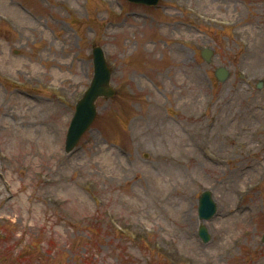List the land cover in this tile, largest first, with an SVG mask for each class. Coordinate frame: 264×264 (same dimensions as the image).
Here are the masks:
<instances>
[{
  "label": "rangeland",
  "instance_id": "obj_1",
  "mask_svg": "<svg viewBox=\"0 0 264 264\" xmlns=\"http://www.w3.org/2000/svg\"><path fill=\"white\" fill-rule=\"evenodd\" d=\"M95 46L116 93L97 99L65 153ZM0 105L37 110L43 133L15 135L45 151L23 161L16 142L0 141V178L15 192L4 201L0 183V264H264V0H0ZM46 140L67 162L47 155ZM203 191L216 205L207 243Z\"/></svg>",
  "mask_w": 264,
  "mask_h": 264
},
{
  "label": "water",
  "instance_id": "obj_2",
  "mask_svg": "<svg viewBox=\"0 0 264 264\" xmlns=\"http://www.w3.org/2000/svg\"><path fill=\"white\" fill-rule=\"evenodd\" d=\"M134 3L156 4L157 0H129ZM93 79L89 88L84 93L82 99L78 101L75 107V112L72 117L65 141V152L71 151L81 136L90 127L95 118V101L99 97L111 98L114 95V90L110 87V72L107 69L103 52L100 48H94L93 51ZM212 53L208 50L202 52V57L206 63L211 62ZM215 75L220 82H224L229 74L224 68H218ZM261 88V84L258 86ZM216 212V205L212 200L210 192H203L198 201V218L205 221L213 217ZM198 235L202 242H208L210 237L204 225L200 224ZM264 242V235L262 238Z\"/></svg>",
  "mask_w": 264,
  "mask_h": 264
},
{
  "label": "bare ground",
  "instance_id": "obj_3",
  "mask_svg": "<svg viewBox=\"0 0 264 264\" xmlns=\"http://www.w3.org/2000/svg\"><path fill=\"white\" fill-rule=\"evenodd\" d=\"M178 40L180 41L181 39H178ZM27 97H29V96H27ZM153 107H155V109H154L155 116L159 117V113H158L156 106H153ZM35 114H38L37 110L36 109L33 110L32 107L31 108H25V106H24V107H20L19 109L15 110L14 108L3 107L0 105V115H3V116H0V118L4 119L5 117H8L11 119L10 121H4L6 123V126L0 124V141H1V143L4 144L5 148H7V145H13L16 142L17 143L16 146L19 149L20 154L23 156V161L28 160V157L23 155L24 152H25V154L34 153V155H37V156L38 155L43 156L45 154V151L40 150L39 147L34 148L33 151H26L25 147L23 146L22 139H21V141H19L17 136L15 135L16 129L22 128V126H26V125H27L26 126L27 130L34 131L35 133H40V132L43 133V130L40 129V123L36 119H33ZM30 117H33V118H30ZM223 123L222 124L225 125L226 122H223ZM2 127L4 128L5 132L2 130ZM169 128L173 129V126L169 125ZM206 130L207 131H205V133H204L205 136L211 132V129H209V127H207ZM46 133L47 132L45 131V134ZM210 135L213 136L214 134L211 133ZM243 140L244 139H237V143H242V142H244ZM52 141L53 140H51V142L48 143V140H46L45 142L42 143V145H48L46 148V150H47L46 153H49V154H47V155L50 156L51 158H55L57 165L62 164L64 162H67V161H65L64 157H62L60 154H58L55 146L51 144ZM0 147H3L2 144L0 145ZM95 148H96L95 153L101 152V149L97 146V144H95ZM197 150L200 151L199 154H201L202 158L205 159L207 162H209L211 165L220 166L223 163L221 157L219 155H217V151L215 152L213 149L211 151L210 147L205 148L203 145H200L197 147ZM213 154H216V155H213ZM74 166L75 165H72L71 167H74ZM82 174H83V172H82ZM236 178H239L240 180H242L240 175H237ZM239 179H237L236 181L238 182ZM53 181L54 180L51 177H49V179L47 180V182H51V183H53ZM0 183L4 186L6 192L10 191L8 196H6V197L3 196V200L8 201L11 197L14 196V193H15L12 190L11 182L7 178H6V180H5V178H0ZM243 183H244V180H243ZM0 192H1V187H0ZM239 210H240V208H239ZM239 210L236 209L235 212L234 211L230 212L228 210V213L226 212V215H225V217H227V218H225V219L231 218V216H233L234 213L235 214L242 213V211L241 210L239 211ZM183 214L187 215L186 212H183ZM223 220L224 219H222V221Z\"/></svg>",
  "mask_w": 264,
  "mask_h": 264
}]
</instances>
